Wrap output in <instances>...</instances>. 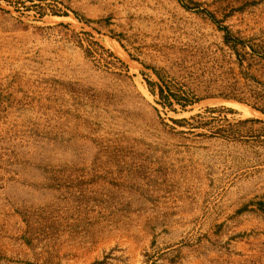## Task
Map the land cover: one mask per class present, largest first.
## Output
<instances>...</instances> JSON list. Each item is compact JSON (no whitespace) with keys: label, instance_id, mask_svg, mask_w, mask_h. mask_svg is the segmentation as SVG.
<instances>
[{"label":"rangeland","instance_id":"rangeland-1","mask_svg":"<svg viewBox=\"0 0 264 264\" xmlns=\"http://www.w3.org/2000/svg\"><path fill=\"white\" fill-rule=\"evenodd\" d=\"M255 108L264 0H0V264H264Z\"/></svg>","mask_w":264,"mask_h":264},{"label":"trees","instance_id":"trees-1","mask_svg":"<svg viewBox=\"0 0 264 264\" xmlns=\"http://www.w3.org/2000/svg\"><path fill=\"white\" fill-rule=\"evenodd\" d=\"M212 20H213V22H216V21L214 20L213 17H212ZM220 29H221V27H220ZM223 30L225 31L224 42H225L226 44L230 45V46L233 48L232 51L236 52L238 44H237L236 42H233V43L230 42V32H229V30H228L227 28H224ZM155 74H156V76L158 77L156 71H155ZM158 78H159V77H158ZM147 84L150 85V83H147ZM160 92L162 93V90H161ZM173 98H175V97H173ZM234 100H236V101H238V102H241V101H239V100H237V99H234ZM175 103L178 104V105L180 104V106H181L182 108H185L187 105H192L194 102H193V101H187L186 103H180V101H178V99H175ZM168 104L171 106V105H172V102H168ZM253 108H254V107H253ZM255 109H256L257 111H259L261 114L264 115V109H258V108H255Z\"/></svg>","mask_w":264,"mask_h":264}]
</instances>
